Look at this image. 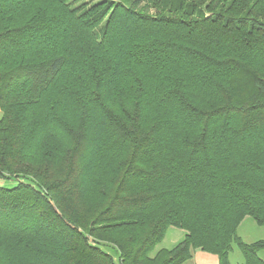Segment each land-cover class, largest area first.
<instances>
[{
	"label": "trees",
	"instance_id": "1",
	"mask_svg": "<svg viewBox=\"0 0 264 264\" xmlns=\"http://www.w3.org/2000/svg\"><path fill=\"white\" fill-rule=\"evenodd\" d=\"M0 111V264H264V0H0Z\"/></svg>",
	"mask_w": 264,
	"mask_h": 264
},
{
	"label": "rangeland",
	"instance_id": "2",
	"mask_svg": "<svg viewBox=\"0 0 264 264\" xmlns=\"http://www.w3.org/2000/svg\"><path fill=\"white\" fill-rule=\"evenodd\" d=\"M1 118V111H0ZM17 184L16 181L11 180H0V187L10 188ZM177 229L169 228L166 231L163 241L158 244L154 250H158L160 248L171 249L177 243H173L171 237L177 233L175 232ZM179 233V232H178ZM237 236L245 243H252L264 238V227L258 226L250 217L245 218L237 229ZM114 256V253H111ZM258 257L264 261V250L258 253ZM229 261L230 264H241L243 262V257L237 248L236 245L232 246V250L229 253Z\"/></svg>",
	"mask_w": 264,
	"mask_h": 264
},
{
	"label": "crops",
	"instance_id": "3",
	"mask_svg": "<svg viewBox=\"0 0 264 264\" xmlns=\"http://www.w3.org/2000/svg\"><path fill=\"white\" fill-rule=\"evenodd\" d=\"M175 232L177 233H175L171 237V239L173 240V243H179L183 239L184 233L182 230H178V229L175 230ZM185 264H218V260L215 255L208 254L205 252L195 251L193 257Z\"/></svg>",
	"mask_w": 264,
	"mask_h": 264
},
{
	"label": "snow or ice",
	"instance_id": "4",
	"mask_svg": "<svg viewBox=\"0 0 264 264\" xmlns=\"http://www.w3.org/2000/svg\"><path fill=\"white\" fill-rule=\"evenodd\" d=\"M98 2H99V5H100L101 7H103V6H105V5L108 4V0H98Z\"/></svg>",
	"mask_w": 264,
	"mask_h": 264
}]
</instances>
